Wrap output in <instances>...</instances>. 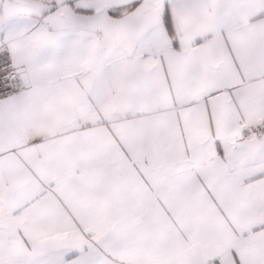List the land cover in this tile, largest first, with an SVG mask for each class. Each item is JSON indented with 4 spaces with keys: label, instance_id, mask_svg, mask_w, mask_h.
Returning a JSON list of instances; mask_svg holds the SVG:
<instances>
[{
    "label": "snow or ice",
    "instance_id": "6c2138e0",
    "mask_svg": "<svg viewBox=\"0 0 264 264\" xmlns=\"http://www.w3.org/2000/svg\"><path fill=\"white\" fill-rule=\"evenodd\" d=\"M0 264H264V0H0Z\"/></svg>",
    "mask_w": 264,
    "mask_h": 264
}]
</instances>
